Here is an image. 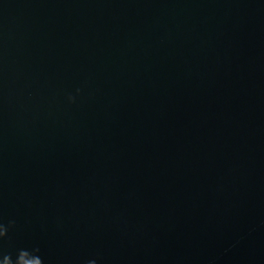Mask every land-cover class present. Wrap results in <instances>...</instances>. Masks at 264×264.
Wrapping results in <instances>:
<instances>
[{
  "label": "water",
  "instance_id": "water-1",
  "mask_svg": "<svg viewBox=\"0 0 264 264\" xmlns=\"http://www.w3.org/2000/svg\"><path fill=\"white\" fill-rule=\"evenodd\" d=\"M0 264H264V0H0Z\"/></svg>",
  "mask_w": 264,
  "mask_h": 264
},
{
  "label": "clouds",
  "instance_id": "clouds-1",
  "mask_svg": "<svg viewBox=\"0 0 264 264\" xmlns=\"http://www.w3.org/2000/svg\"><path fill=\"white\" fill-rule=\"evenodd\" d=\"M11 226H12L11 222L9 223L7 227H5L4 224L0 223V240H3V238L7 235L8 228H10ZM38 252H39V249L37 248L32 249L31 252L28 250H20L17 254V257H20V259L23 260V257L25 255H32L36 257L37 259L31 262H26V264H43L41 257L37 254ZM3 261H4V264H13V261L9 255H5L3 258ZM14 264H17V258ZM90 264H94V262H90Z\"/></svg>",
  "mask_w": 264,
  "mask_h": 264
}]
</instances>
